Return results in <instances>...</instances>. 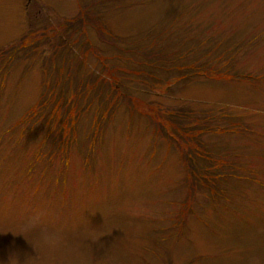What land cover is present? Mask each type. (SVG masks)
<instances>
[{"label":"rangeland","instance_id":"1","mask_svg":"<svg viewBox=\"0 0 264 264\" xmlns=\"http://www.w3.org/2000/svg\"><path fill=\"white\" fill-rule=\"evenodd\" d=\"M0 264H264V0H0Z\"/></svg>","mask_w":264,"mask_h":264},{"label":"trees","instance_id":"2","mask_svg":"<svg viewBox=\"0 0 264 264\" xmlns=\"http://www.w3.org/2000/svg\"><path fill=\"white\" fill-rule=\"evenodd\" d=\"M142 53H144V55L147 57V60L151 61L150 60L151 59V56L149 54H145L147 52H142ZM152 60H155V59L152 58ZM151 63H152V72L150 71V77L146 75V73H147L146 69L140 70L139 73H137V72L136 73L134 72L132 74L124 73V72L123 73H120L122 75H119V80H118V77H113L110 74L109 76L111 78H114L113 81H117L116 82V85L117 86L119 85L118 86L119 89H118V87H116L117 88L116 90L119 91V95L121 93V94H123V96H126L125 92L123 90H121V87L124 88V89L132 87V88H135V90L138 91V92H140V93L152 94V93H155V91L152 90L151 88L154 89L157 86V84L160 85L161 88H162V85H164V90L165 91L162 92V93H167V90L169 92H171V91H174L175 90V88H172V86L175 85V81H176V83H178V82L184 80V78H191V77H194L196 75H201V74H203L205 72L208 73V71H209V69L206 70L207 68L205 66H203V68H202V66H200V65H198L200 67H195L197 65H194L192 67H189V66L188 67L187 66L186 67H181L180 69H178L179 70V73L176 74V76L179 75V77H177L176 79H173L172 82H171L170 80H168V81L165 80L163 78V76L160 75V74L159 75H156V73L159 72L158 71L159 69H157L156 65L157 66H159V65L158 64H155V61H151ZM106 68H110V67L106 66ZM102 70L103 69H101V72H102ZM101 72L99 71V74H102ZM113 72L114 71H112V74H113ZM146 77L149 80H150V78L152 80H156V82H151V81L147 82L144 79ZM102 81H105V80L103 79ZM150 82L152 84H149ZM66 109H68V108H66ZM184 111H185L184 109H182V111H179V113L182 112V115H176V117L178 116V118H181V117H183V114H188V113H184ZM105 112H104V114H105ZM104 114H102L101 116H103ZM104 118H107V115H104ZM103 125H104V123H103ZM190 154H192V153H187L186 152V154H185L186 157H187V160H188V164L190 165L188 169L189 170H194L193 168H195L196 165H195L194 161H191V160H193L192 159L193 156H191ZM202 156L205 157V159L208 161V163H207V166H205L204 169L200 170L201 171V175H203L205 177H208L209 176V173H214V174H216V176L222 174L219 171L218 167L216 166V163L213 160L211 161V160L207 159L208 158V154L205 151L203 152V155ZM214 166L217 167V171H215L216 168H214Z\"/></svg>","mask_w":264,"mask_h":264}]
</instances>
